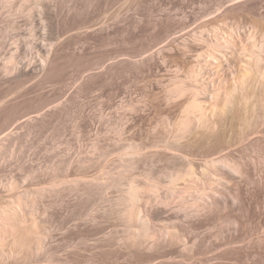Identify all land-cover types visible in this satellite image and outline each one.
<instances>
[{"label": "rangeland", "instance_id": "374dc122", "mask_svg": "<svg viewBox=\"0 0 264 264\" xmlns=\"http://www.w3.org/2000/svg\"><path fill=\"white\" fill-rule=\"evenodd\" d=\"M252 56L262 71L264 0H0V211L17 206L21 239L6 242L14 254L0 264H176L215 253L209 224L226 212L201 219L196 251L188 229L159 248L140 231L163 227V210L180 201L168 186L187 165L173 152L198 160L219 146H207L197 116L182 131L189 104L212 125L210 95L231 92ZM263 147L258 139L231 154L256 164L239 182L245 209L232 210L252 237L264 236ZM253 243L213 263L264 264V244Z\"/></svg>", "mask_w": 264, "mask_h": 264}, {"label": "bare ground", "instance_id": "6f19581e", "mask_svg": "<svg viewBox=\"0 0 264 264\" xmlns=\"http://www.w3.org/2000/svg\"><path fill=\"white\" fill-rule=\"evenodd\" d=\"M258 29H259V27H258ZM256 31H258V30L256 29ZM256 33H258V32H256ZM256 57L254 55V58H256ZM258 58H259V60L253 59V56H252V58L251 57L249 58L250 61L248 60L247 63L249 66H252L253 70H250L249 73H247L248 71L246 73L242 72L243 74L240 75L237 80L236 79L234 80V85H233L231 92L221 94L220 93L221 91L217 92V91H215L216 90L215 89L214 93H212V94L210 93L211 94L210 99H212V102L214 105H213V107H210L212 109H210L208 111L209 112L212 111L215 114V115L212 114L211 117L216 116L215 117L216 121L212 122L213 126L210 123H207V121H206L207 115L205 114V112L207 110L204 111L205 109H203L200 106L199 102H198V104L196 102H192L191 104H189L190 109L188 110V107H187V110H188L187 114H189V115L185 119L181 120V122L179 124L182 131L183 130L186 131L185 129H189L188 127L191 126V125L189 126V124L192 123V122H190L191 118H189L191 116V114L194 116H197L199 118V121H201V123H202V127L204 130L203 133H205V131H207V133H208V139L206 138L207 133L205 134L206 135L205 138L208 141L207 146L211 147L215 143H216L215 145L219 144V146L216 149H214V151L212 150L209 152L207 150V152L206 153L204 152L205 154L203 153L201 158L200 159L198 158V160H197V158H192L191 155L189 158V157H187V155L186 156L182 155L181 152H178V151L173 152V153H177L176 155L178 157H180L184 161H186L185 163L187 165L186 168L184 167L185 168L184 170L181 168L182 170L179 169L180 170L179 172H176V174L171 176V179L169 182L170 186H168V187H170L168 189L172 190V192L175 191L178 194L177 197H179L180 201L178 203H176L175 205L169 206V208L164 209L165 211L163 210V212L166 213V217L163 218V220L164 219L166 220V223L164 224L163 227H159L160 229H158V230L151 229L152 227H150V226L145 227L143 230L140 231L141 233L143 231L142 237H144L145 241L151 247H158L159 248V247H163L164 245H166L167 241H171V240H175V239H177V241H179V239L176 238V236L179 234H176V236H175V232L176 233H178V232L182 233L183 229H185V230L188 229L189 235H187L185 233V236L188 237L187 243L189 244L191 242L192 243L191 248L192 249L195 248L194 250L196 251V249H198V248H196V247L193 248V246H195L196 243H199L197 241H201V240L199 239V233L200 232H197L198 235H196L195 232L199 228L205 227L206 225L208 227V224H203V223L201 224V219L205 218L207 216H210L211 214L214 215V213H216V214L221 213L222 214L224 212L227 213L226 214L227 218L224 217L225 216L224 215L223 217L225 219L221 218L219 220V222L215 223L218 220V217L216 216L217 220L215 222L209 224V225H211V231L213 232L212 236L216 237L214 246H215V250H217V251H214L215 253L212 252V254H211V252H210L211 255L206 254L203 258L201 257V255H203V253H202L200 255L201 258L197 257V259L193 258L194 256L193 257L191 256L192 259L187 258L186 260H183L184 259L183 258L182 260H179L177 262L175 261L176 264H214L215 263L214 260H215V258L217 259V255H219L223 252L225 253L228 250H234L235 245H237V244H240V246L237 248H242V249H244V248L248 249L249 246L252 245L251 243L253 241H254L253 244H256L255 242H258L257 245L260 243L259 245H261V247H262V244H264V236L258 237V235H262L261 233L258 234V232H257V234H256L257 237L253 234L254 238L252 237L251 234L249 236L248 235L249 233L246 235V232H244L245 230H243L244 225L242 224V221L237 217L238 215H235V213L234 214L232 213V210H235L236 208L241 209V207H244V209H245V207H246V206H243L244 202H247V201H245L246 197L243 194L245 191L243 193L241 192V190L239 188L240 187L239 182L241 183V181H243V179L245 177H247V175H249V177H252V176H250L249 173L251 170H253V168L250 169L248 164L251 163L253 165V163L251 161L250 163L247 162L248 163L247 164L246 162L242 161L241 158H240V160L239 159L236 160L237 158L236 159H235V157L232 158L231 154L234 153L239 148L241 150V147L243 148V146H245V145H250V143H253V141H255V140L259 139L260 142H261V140H264V67H262L263 70L261 71L260 69L257 68V66H255V65H257L256 63H258V61H260V56H258ZM183 90L184 89H181L180 92L182 93ZM211 92H213V91H211ZM212 102L210 101V103H212ZM201 104H203V103H201ZM229 107H230V109H233V113L228 119V120H230L229 125L227 126V128L226 127L224 128L222 126H221L222 128L221 127L217 128L216 124L217 125H219V123L221 124L220 120L228 112ZM194 110H196V114H194V112H195ZM197 119H195V120H197ZM192 120H194V119H192ZM210 125L212 127H210ZM186 132H188V131H186ZM186 132H184V133H186ZM203 138H204V136H203ZM210 147H208V148H210ZM253 151H257V150H253ZM253 151H251V152H253ZM131 152H133V150L130 151V153ZM165 152H167V151H165ZM132 155H133V153H132ZM253 155L254 156H251V157H255L256 160L257 159L263 160L261 158L260 153H259V156H255L257 154H253ZM263 155H264V153H263ZM263 155H262V157H263ZM241 156H243V155H241ZM248 157H250V156L249 155L246 156V158H248ZM248 161H250L249 158H248ZM253 161H255L254 158H253ZM255 162H257V161H255ZM260 163H261V161H260ZM254 165H256V164H254ZM261 167H262V165H261ZM176 171H178V170H176ZM260 171L258 173H260ZM263 173H264V170H263ZM254 175L255 174L253 173V176ZM256 176H259V175L256 174ZM244 181H245V179H244ZM261 183L262 182L260 181V184ZM246 186H248V185H246ZM233 187H234V189H233ZM129 191H130V197H131L130 199L132 201H135V199L139 200V197H138L139 196V192H138L139 190H138V187H136V185L131 186L130 190H128L127 192H129ZM168 193H169V191H168ZM168 193H166L162 197V199L166 205H167L166 202L169 199V195H167ZM177 194H175V195H177ZM246 196H247V194H246ZM133 206H134V204H133ZM16 207H13L10 209H3L0 211V258L9 257L10 255L14 254L13 250L6 251L4 248L6 242L9 239L11 240V242H12L11 244H13V246H15V247L21 246L20 245L21 239L19 240L18 237L13 233V229L15 227V224L20 223L19 221L17 222V218H18L17 216H19L18 215L19 211L17 210ZM262 209H264V208H262ZM132 210H134V208ZM248 213H249V211H248ZM260 213H262V212H260ZM260 213L258 212V214H260ZM158 214L156 212L146 210L147 219L149 218L148 220L156 219L157 217H159ZM128 215H129L128 217H130V219H132L133 217H136L134 219H138V217H139V214L132 212V211ZM260 216L263 217L264 215L262 216L260 214ZM260 216H259V218H261ZM160 217H161V215H160ZM251 218H252V216H251ZM139 220H140V218H139ZM203 220L204 219H202V221ZM143 224H145L144 221H143ZM192 234H194V235L192 236ZM131 235H132V237H138V231H136V229H135V231H133L131 233ZM182 238H184V237L182 236ZM209 238H211V237H209ZM201 239L203 240V238H201ZM205 239H206V237H205ZM177 241H176V243H177ZM183 242H186V240L184 239ZM183 242H182V244H183ZM180 243H181V240H180ZM257 245L255 246V248L257 247ZM187 246H189V245H187ZM252 246H254V245H252ZM147 247H149V246L147 245ZM164 247H166V246H164ZM183 247H186V246H183ZM163 251L165 252V250H163ZM231 252H233V251H231ZM263 252H261V253H263ZM204 253H207V252H204ZM256 253L257 254L260 253V248H258V250H256ZM195 254H197V253H195ZM248 256H250V255H248ZM167 259H169V258H167ZM172 260H171V263H173ZM222 261H224V260H222ZM250 261L251 260H249V262ZM262 263H260V264H262Z\"/></svg>", "mask_w": 264, "mask_h": 264}]
</instances>
